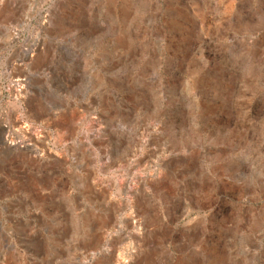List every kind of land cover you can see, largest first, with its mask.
Here are the masks:
<instances>
[{"label":"rangeland","instance_id":"374dc122","mask_svg":"<svg viewBox=\"0 0 264 264\" xmlns=\"http://www.w3.org/2000/svg\"><path fill=\"white\" fill-rule=\"evenodd\" d=\"M0 264H264V0H0Z\"/></svg>","mask_w":264,"mask_h":264},{"label":"built area","instance_id":"2783aa9c","mask_svg":"<svg viewBox=\"0 0 264 264\" xmlns=\"http://www.w3.org/2000/svg\"><path fill=\"white\" fill-rule=\"evenodd\" d=\"M16 86V91H17V85H15ZM42 131H39V134L38 135H40V137L42 138ZM37 136V135H36ZM37 138V137H36ZM38 140H39V138H37ZM7 142H8V144H10L11 146H16V142L14 141V139L12 138V139H8L7 140ZM29 146V145H28Z\"/></svg>","mask_w":264,"mask_h":264},{"label":"bare ground","instance_id":"6f19581e","mask_svg":"<svg viewBox=\"0 0 264 264\" xmlns=\"http://www.w3.org/2000/svg\"><path fill=\"white\" fill-rule=\"evenodd\" d=\"M82 2V1H81ZM70 8V7H69Z\"/></svg>","mask_w":264,"mask_h":264}]
</instances>
